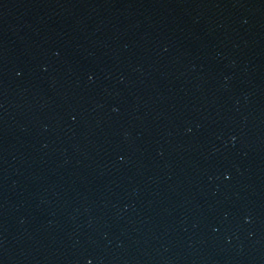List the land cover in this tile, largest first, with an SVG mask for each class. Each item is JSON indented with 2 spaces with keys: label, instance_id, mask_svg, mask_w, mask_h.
Returning <instances> with one entry per match:
<instances>
[{
  "label": "water",
  "instance_id": "1",
  "mask_svg": "<svg viewBox=\"0 0 264 264\" xmlns=\"http://www.w3.org/2000/svg\"><path fill=\"white\" fill-rule=\"evenodd\" d=\"M0 264H264V0H0Z\"/></svg>",
  "mask_w": 264,
  "mask_h": 264
}]
</instances>
